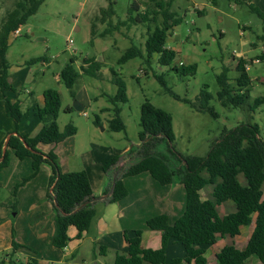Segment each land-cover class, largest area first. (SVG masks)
Segmentation results:
<instances>
[{"label": "rangeland", "instance_id": "rangeland-1", "mask_svg": "<svg viewBox=\"0 0 264 264\" xmlns=\"http://www.w3.org/2000/svg\"><path fill=\"white\" fill-rule=\"evenodd\" d=\"M17 1L0 0V23ZM112 1L114 13L108 16L102 15L100 9L106 8L109 0H44L18 32L9 37L5 58L7 81L14 88L10 96L20 100L22 110H26L34 104L30 102V92L35 101L41 102L44 90L55 89L61 99L57 117L59 130L68 123L76 127V133L61 143L38 147L43 152L55 154L61 172L84 170L94 187L109 179L110 175L106 176V173L112 168V173L117 171L115 178L120 177L140 157L138 133L144 101L171 115L173 148L181 157L207 155L211 145L224 133L247 122L258 126L259 136L264 141V59L258 58L264 50L259 39L262 21L251 11L248 0H216L215 4L211 0L173 1L170 9L176 12L180 22L170 31L166 47L177 52L173 64L196 65L193 73L184 74L168 66H159L155 56L150 66L139 57L118 63V58L132 42L143 47L148 28L152 29L161 17L158 15L155 22L134 23L127 15L132 0ZM134 1L141 12L149 3L148 0ZM258 7L264 11V2ZM38 57L44 59L30 62ZM70 57L80 72L73 86L74 96L58 79ZM86 57L99 62L95 75L82 72L81 66H87L84 64ZM239 59L247 63L245 69L250 77V82L241 86V92L247 91L249 97L245 105L252 107L234 105L230 100L223 104L217 94L221 89L220 75L235 92L238 91L236 65ZM2 65L0 53V74ZM113 71L123 78L128 98L126 103H118L124 123L121 131H112L108 127L114 107L110 98L116 93V86L111 81ZM202 90L211 96L207 103L210 111L194 108L200 102L198 97ZM0 99V160L4 152L7 155V165L0 169V264H114L115 250L124 244L122 231L125 229L128 235L141 229L144 246H160L159 236L156 239L160 232L148 229L145 221L165 212L172 223L184 211L185 192L179 176L173 184L161 185L145 172L143 176L123 177L129 196L110 206L113 210L108 221L113 215L118 214V217L105 221L107 231L99 226L104 208L101 204L97 206L100 210L95 211L83 240L70 239L66 248L55 247L51 238L56 214L50 193L51 167L41 163L32 175V159H19L11 148L5 147L6 137L11 132L36 134L40 128L38 118L29 114L16 127L13 118L5 114L1 93ZM255 99L259 103L254 104ZM75 101L83 105L82 111L73 109ZM67 107H72V111L64 112ZM96 116L100 118L99 125L93 122ZM156 149L164 153L169 166L180 165L164 143H158ZM114 157L115 163L104 169ZM239 178L243 181L241 176ZM210 189L211 186H206L201 191L202 199L209 198ZM262 189L264 197V186ZM227 204L232 202L226 201L218 207L219 215L227 214L231 208ZM120 227V231H115ZM73 231L69 230L68 237L73 236ZM245 231L243 229L237 247L246 242ZM101 245L109 248L104 255L100 251ZM204 247L208 264H211L214 246ZM183 254L181 244L169 243L166 261ZM244 264L263 263L253 255Z\"/></svg>", "mask_w": 264, "mask_h": 264}, {"label": "trees", "instance_id": "trees-1", "mask_svg": "<svg viewBox=\"0 0 264 264\" xmlns=\"http://www.w3.org/2000/svg\"><path fill=\"white\" fill-rule=\"evenodd\" d=\"M44 0H19L13 8L6 13L0 23V53L2 58V73L0 74V89L4 96L5 113L13 118L16 127L20 121L25 119L30 106L22 110L21 102L12 99L6 92L14 91V88L7 81L6 52L8 50L10 35L26 23L28 18L34 14ZM144 11H140V6L134 0L129 4L128 18L136 23L151 22L161 17L159 23L148 28L143 47L131 43L118 58V63L122 64L133 58H141L147 66L154 60L159 66H168L169 69L179 73H193L196 65L173 64L177 52L166 47V39L173 26L180 22L175 11L171 10L174 0H148ZM213 4L216 0H211ZM237 1V0H236ZM114 1L109 0L106 8L100 9L102 15H112L114 13ZM239 2V1H238ZM249 8L262 21V33L259 39L264 47V11L249 3ZM133 12H136L133 15ZM124 24V23H123ZM108 31V30H107ZM91 34L94 36L92 27ZM264 59V50L258 57ZM38 57L30 62L42 60ZM81 66L82 72L95 75L99 68V62L94 58H84ZM246 64L243 59H239L236 69L239 72L237 81L238 91L232 89L231 84L225 83L223 75L218 77L221 86L217 93L223 104L245 105L249 97L247 91H242V85L250 82V77L246 73ZM80 72L74 67V59L69 58L68 63L60 70L58 79L74 96L73 86ZM111 81L116 86V93L110 98L114 104L113 117L108 120V127L112 131L124 130V123L120 118V107L118 103H126V84L123 78L112 72ZM245 87V86H244ZM244 89V88H243ZM227 95V98H224ZM30 102H35L33 93H29ZM179 100L187 102L186 99ZM211 98L206 90H202L198 97L196 110L210 111L207 107ZM264 100V98H263ZM259 103L258 99L254 104ZM252 107V106H250ZM61 108V99L57 90L48 88L42 92V102L36 105L35 115L38 117L40 128L34 135L19 134L17 131L11 132L5 141V146L11 148L19 159L30 157L34 175L39 165L43 162L51 167L50 184L56 211L54 217V228L52 233V244L64 249L69 240L67 230L70 226L75 227V238L79 239L82 234L89 229L91 221L95 215L94 203L88 202L82 208L73 212L78 205L85 201H90L92 197V187L88 174L84 170L61 172L52 151L43 152L39 150L40 144H57L66 137L76 133V127L68 123L61 131L57 125V117ZM64 112L72 111V107L63 109ZM94 124L99 125L100 118L94 119ZM140 131L138 139L141 149L139 159L130 164L120 177L116 178L108 202H117L127 195V189L122 182V177L137 175L148 172L159 184L166 185L174 181L179 176L180 183L185 192V208L183 213L172 223L169 222L167 214L160 213L148 218L145 224L148 229L160 232V246L157 248L141 246V229L132 231L124 230L123 237L127 243V252L116 253L114 264H208L203 246L212 245L218 238L224 239L223 246L215 253L213 264H244L251 256L256 255L264 264V141L258 133V126L255 123H242L232 130L224 133L214 142L207 155L179 156L173 148L174 133L172 128L171 115L144 101L141 104ZM158 143H164L168 152L175 155L180 161L178 167L172 168L167 163L164 153L156 149ZM1 157V151H0ZM116 158H111L104 169L114 164ZM7 165V155L4 152L0 160V169ZM106 167V168H105ZM242 177L243 181L240 180ZM211 186L209 198H201V191ZM230 200L235 209L220 216L217 206L222 202ZM252 214H255L252 231L242 249L235 243V237L240 233V227L249 225L252 221ZM181 244L184 250L182 257H174L168 262L165 253L168 241ZM14 247H16L14 245Z\"/></svg>", "mask_w": 264, "mask_h": 264}, {"label": "crops", "instance_id": "crops-1", "mask_svg": "<svg viewBox=\"0 0 264 264\" xmlns=\"http://www.w3.org/2000/svg\"><path fill=\"white\" fill-rule=\"evenodd\" d=\"M244 1H246V0H244ZM249 1V3H251V4H253V3H257L258 4V6H260V3H263L264 2V0H248ZM173 3V2H172ZM253 5H255V4H253ZM255 6H257V5H255ZM257 6V7H258ZM259 8V7H258ZM260 9V8H259ZM262 10V9H261ZM263 11V10H262ZM13 91L12 90H9V91H7L6 92V94H7V96H9L10 98H14V97H11L10 96V93H12ZM0 93H1V96H2V99H3V101H4V96H3V94H2V92H1V89H0ZM14 100V99H13ZM16 100V99H15ZM0 102H1V99H0ZM41 102H42V99H41ZM41 102H39V101H35L34 102V104H33V106H32V108L30 109V113L29 114H32L33 116H35V117H37L36 115H35V110H36V105L37 104H41ZM4 109H5V106H4ZM71 112V111H70ZM6 114V113H5ZM28 114V115H29ZM7 116V115H6ZM8 117H10V116H8ZM27 118V117H26ZM25 118V119H26ZM38 118V117H37ZM24 120V119H23ZM22 120V121H23ZM22 121H20V123L22 122ZM59 143H61V142H59ZM41 145H55V144H40L39 146H41ZM38 146V147H39ZM43 163H45V162H43ZM113 169V168H112ZM112 169H110L109 171H107V173H106V176H108V175H110L109 176V179H107V181H105V182H103V183H101V184H99L97 187H94L93 186V184H92V182H91V179L89 178V180H90V184H91V187H92V197L90 198V201L89 202H93L94 203V209H95V211L98 213L99 212V210H100V208L98 209L97 208V206L98 205H101V204H104V208H102L101 209V216H100V221H99V226L100 227H102L105 231H107L108 230V227L106 226V223H105V221H107V222H110L111 221V218H113V217H118V214L115 216V215H113L110 219H109V221H108V218L110 217L109 216V214H111V212H112V210L113 209H111V207L110 206H114L116 203H118V202H121L122 200H124L125 198H127L128 196H129V193H128V191H127V195L124 197V198H122L121 200H119V201H117V202H108L107 201V199H108V197L110 196V189H111V187H112V184H113V181L116 179L115 177H116V172L114 171L113 173L111 172V170ZM111 172V173H110ZM145 172H142V173H140V175L138 174V176H143L142 174H144ZM148 173V172H147ZM150 175V174H149ZM151 176V175H150ZM89 177V176H88ZM107 178V177H106ZM122 179H123V177H122ZM123 181H124V185H126V187H127V184H126V179H123ZM174 183V181L172 182V183H170V185L171 184H173ZM169 185V184H168ZM183 187V186H182ZM127 190H128V187H127ZM210 192H211V189H210ZM227 201H230V200H227ZM226 201H224V202H222L220 205H218L216 208H217V212H218V214H219V211H218V207H221V205L223 204V203H225ZM224 206V205H223ZM227 206L228 207H231L229 210H227V212L226 213H229L230 211H234V210H232L233 209V206H234V204H233V202H232V204H227ZM114 208H116V207H114ZM234 209H235V206H234ZM106 212H108V213H106ZM165 213V212H164ZM160 214V213H159ZM166 214V213H165ZM220 216H222V215H220ZM169 218V217H168ZM254 218H255V214H252V221H251V223L249 224V225H243V226H241L240 227V233H239V235H237L236 237H235V241H236V245H237V242H238V240H239V238H241V235H242V233H243V229H246V231H245V233H244V241L246 240L247 241V239H248V237H249V235H250V233H251V231H252V228H253V221H254ZM248 227V228H247ZM72 229H74V231H73V236L72 237H69V240L70 239H74V240H76V241H81V240H83L84 239V237L86 236V234H87V232L88 231H86V232H84L83 234H82V237L81 238H79V239H77V238H75V235H76V229H75V227H73V226H70L69 228H68V230H67V234H68V232H69V230H72ZM121 230V227L120 228H118L117 230H115V231H120ZM125 230H127V229H125ZM128 231V230H127ZM154 231V230H153ZM123 232H124V230L122 231V238H123V240H124V237H123ZM52 233H53V231H52ZM99 233V232H98ZM107 233H110V232H107ZM150 234V233H149ZM143 236H144V231H142V235H141V246L142 247H147V246H144L143 245ZM158 236H159V238H160V233H159V235H157L156 236V239L158 238ZM169 243H178V242H175V241H173V239H170L169 241H168V244ZM244 244H243V246H241V247H238L239 249H242L243 247H244V245H245V243L246 242H243ZM168 244H167V246H168ZM223 244H224V241H223V239L222 238H218L217 240H216V242L214 243V244H212L211 246H214L213 247V249H214V251L212 252V255H213V260H212V262H211V264H213L214 263V260H215V253L223 246ZM67 245V244H66ZM167 246H166V248H167ZM158 246H155V247H151V248H157ZM204 247V246H203ZM65 248H66V246H65ZM127 243L125 242V240H124V244L122 245V248H119L118 250H115V255H116V253H123V254H125L126 252H127ZM205 248V247H204ZM109 248L106 246V245H101L100 246V251H101V254L102 255H104L105 254V252L108 250ZM125 249H126V252H125ZM206 250H205V254H206ZM206 256V255H205ZM251 256H253V255H251ZM250 256V257H251ZM249 257V258H250ZM115 258V257H114ZM248 258V259H249ZM247 259V260H248ZM9 261H10V258H9ZM9 263H12V261H10ZM3 264V263H2Z\"/></svg>", "mask_w": 264, "mask_h": 264}, {"label": "water", "instance_id": "water-1", "mask_svg": "<svg viewBox=\"0 0 264 264\" xmlns=\"http://www.w3.org/2000/svg\"><path fill=\"white\" fill-rule=\"evenodd\" d=\"M73 109H75L76 111H82V110H83V105H82L81 103L75 101V103H74V105H73ZM5 147H6V146H5ZM114 181H115V180H114ZM114 181H113V184H114ZM113 184H112V187H111V189H110V193H111V191H112ZM88 202H89V201L87 200V201H85L84 203L78 205V207H77L73 212H75L76 210L82 208V207H83L85 204H87ZM54 205L57 206L55 200H54Z\"/></svg>", "mask_w": 264, "mask_h": 264}, {"label": "built area", "instance_id": "built-area-1", "mask_svg": "<svg viewBox=\"0 0 264 264\" xmlns=\"http://www.w3.org/2000/svg\"><path fill=\"white\" fill-rule=\"evenodd\" d=\"M17 32H18V30H16V31H15V33H17ZM50 193H51V196H53V193H52V191H50Z\"/></svg>", "mask_w": 264, "mask_h": 264}]
</instances>
